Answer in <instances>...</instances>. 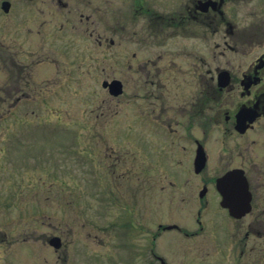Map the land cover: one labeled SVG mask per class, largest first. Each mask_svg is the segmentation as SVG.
Returning a JSON list of instances; mask_svg holds the SVG:
<instances>
[{
    "label": "flooded vegetation",
    "instance_id": "1",
    "mask_svg": "<svg viewBox=\"0 0 264 264\" xmlns=\"http://www.w3.org/2000/svg\"><path fill=\"white\" fill-rule=\"evenodd\" d=\"M0 15L24 27L0 34V76L6 81L0 103L15 108L48 102L54 84L74 73L106 92L93 111L98 159L93 223L79 206L66 208L74 209L73 220L81 226L92 224L97 245L112 243L119 252L71 254L66 238L63 252L44 257L45 264H167L155 253L157 240L168 232L187 239L207 233V214L216 200L235 225L218 227L215 234L223 238L212 240L234 244L233 254L220 251L229 257L227 264H245L246 246L264 245V0H0ZM114 80L123 85L118 96L107 86ZM120 105L126 127L113 121ZM151 169L166 182L162 193L151 192ZM233 170L242 171L251 194V208L241 218L222 206L218 188V180ZM151 197L162 204L180 199L184 206L168 212L179 223L159 222L151 234V212L159 211V221L167 214L163 205L149 211ZM177 210L182 217L173 214ZM66 224L69 235L73 230ZM54 236L35 238L32 232L7 243L33 249L29 241L41 240L53 250ZM7 239L8 233L0 244ZM257 261L261 258L252 263Z\"/></svg>",
    "mask_w": 264,
    "mask_h": 264
},
{
    "label": "rangeland",
    "instance_id": "2",
    "mask_svg": "<svg viewBox=\"0 0 264 264\" xmlns=\"http://www.w3.org/2000/svg\"><path fill=\"white\" fill-rule=\"evenodd\" d=\"M10 21L11 17L0 15V34L3 31L24 29L20 25L11 26ZM139 28L140 26L137 29ZM68 39L75 40L78 44L83 40L85 43L88 41L83 38ZM175 42L172 40L171 44ZM2 72L0 65V75ZM73 75L75 76L71 74L69 78L67 76L61 78V85L54 84L56 92L48 102L40 101L38 105L26 103L15 108L8 107V103H0V241L4 239L6 233L9 235V240L0 244V264H4V260L5 264H39L37 260L45 264L42 261L44 257L49 258L54 253L63 252L61 249L54 251L43 247L41 240L29 241L34 246L33 249L27 245L11 248L7 243L14 240L22 241L32 232L35 233V238L52 233L61 237L63 243L68 238L71 242V254L119 252L115 251L112 243L110 246L97 245L93 238L92 224L81 226L82 222L79 219L73 220L77 216L72 211L74 209L66 208L67 205L74 208L79 206L78 210L85 211L86 222L89 223L91 220L93 223L98 190L95 181L98 164L95 151L97 119L93 111L96 112L97 109V98L106 97V92L99 83L97 85L95 82L82 81L76 78L75 73ZM117 75L126 81V76L120 70ZM5 82L0 76V86ZM125 97V95L122 97L121 103ZM10 108L14 110L4 115L3 112ZM34 108L37 109V114L31 115L30 112ZM119 109V115L113 121L116 125L126 127L125 106L120 105ZM125 142L124 138L118 140V143ZM106 162L103 159L102 164L106 165ZM157 172V169H151V192L158 189V192L162 193L160 185L166 182L160 181L162 179H159ZM181 203L180 199L174 201L167 198L162 204L151 197L149 211L163 205L167 213L165 220L159 221L157 218L159 211L155 209L151 212V234L156 232L159 222L179 223V219H170L168 212L176 206H184ZM210 206L213 209L207 214L209 223L207 233L190 239L175 232L165 233L154 245L155 253L162 256L167 264H227L225 260L229 257H223L220 251L227 253L229 250L228 254H233L234 244L230 240L229 243L220 241V244H214L212 240L216 235L223 238L218 232L215 234L218 227L234 228L235 225L229 224L227 215L220 211L217 200L211 202ZM173 214L179 217L182 212L177 210ZM67 222L71 224L70 228L73 230L69 235ZM180 224L182 225V222ZM253 245L255 248L250 250ZM152 247L153 242L150 240V248ZM244 252L245 264H253L252 261L259 258L261 262L257 261L255 264H264V245L258 242L249 244ZM239 253L240 250L234 252V260L238 259Z\"/></svg>",
    "mask_w": 264,
    "mask_h": 264
},
{
    "label": "water",
    "instance_id": "3",
    "mask_svg": "<svg viewBox=\"0 0 264 264\" xmlns=\"http://www.w3.org/2000/svg\"><path fill=\"white\" fill-rule=\"evenodd\" d=\"M109 85L113 94L122 93V85L119 81H113ZM218 188L223 196L222 206L228 208L233 217L241 218L250 210L251 194L242 171L233 170L227 173L218 180ZM51 244L55 248H59L61 246L60 238L54 237Z\"/></svg>",
    "mask_w": 264,
    "mask_h": 264
}]
</instances>
